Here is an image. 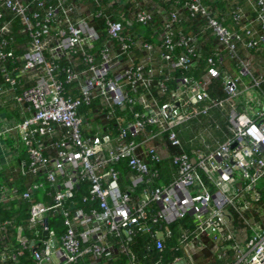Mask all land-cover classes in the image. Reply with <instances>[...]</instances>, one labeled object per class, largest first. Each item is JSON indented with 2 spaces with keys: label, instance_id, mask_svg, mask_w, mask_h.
<instances>
[{
  "label": "built area",
  "instance_id": "2783aa9c",
  "mask_svg": "<svg viewBox=\"0 0 264 264\" xmlns=\"http://www.w3.org/2000/svg\"><path fill=\"white\" fill-rule=\"evenodd\" d=\"M246 1L255 14L235 10L229 27L202 0H0V97L30 112L12 125L26 153L21 180L0 185V204L18 201L28 216L20 226L0 221V240L16 228L23 249L6 246L2 263L29 250L35 264H100L119 254V264H137L130 249L137 235L160 247L163 227L191 217L195 229L182 235L184 256L172 264L184 263L185 245L210 235L232 244V264H264V227L242 245L230 229L231 212L248 210L264 189V76L241 54L264 45V0ZM155 15L161 27L145 32ZM15 18L26 36L20 56L10 36ZM186 18L199 34L185 32ZM208 32L216 45L208 70L199 79L185 75L203 59ZM254 89L261 105L253 113L247 92ZM212 111L225 115V130L215 124L225 141L211 146L200 133L190 147L206 149L189 150L183 126ZM157 142L174 153L164 156ZM166 159L176 170L168 182L158 169ZM78 189L87 190L85 207H72ZM52 215H61L63 234L49 227Z\"/></svg>",
  "mask_w": 264,
  "mask_h": 264
},
{
  "label": "trees",
  "instance_id": "16d2710c",
  "mask_svg": "<svg viewBox=\"0 0 264 264\" xmlns=\"http://www.w3.org/2000/svg\"><path fill=\"white\" fill-rule=\"evenodd\" d=\"M173 2V0H169ZM184 1V0H183ZM204 5L209 8V10L212 12L213 16L217 18L220 22H222L225 26L233 27L232 24V13L235 10H241L244 12L248 17H251L255 14V10L253 7L246 1V0H202ZM169 2L164 7L169 8L172 6V3ZM12 15L8 13V19L10 20V17ZM186 14L184 13V17ZM187 19V18H186ZM163 21L162 18L159 15H155V23L145 29V32L149 33L151 28L159 29L162 25ZM11 27H12V34L10 35L12 40V46L15 48V52L17 56H20L24 50H22L19 46L23 45L26 41V36L21 33V25L19 22V19L15 18L11 21ZM181 27L184 28L185 32L188 34H199L198 28L195 26L194 22H191L190 19H187V21L183 24H181ZM239 26H237V29ZM205 35V34H204ZM203 35V37H204ZM202 43L200 45L202 46V52H203V59L198 62L197 67L195 70H190L187 72H184L185 75L193 76L196 79H199L209 68V65L206 63L205 59L215 51V40L210 35V32L202 39ZM264 51V45L260 44L257 49L255 50H245L241 49L242 56L251 63L250 59L248 57L250 54H254L255 61L259 63V60L263 58L261 54ZM262 52V53H261ZM249 55V56H247ZM261 69H257L256 74L264 73V62L260 64ZM259 72V73H258ZM176 76L180 77L182 75L181 71L176 72ZM0 84H6L5 82L0 81ZM176 83L172 82L170 84L171 86V95L173 91L175 90ZM220 85L218 82L212 87L213 92H215L216 86ZM218 92L221 89L217 87ZM216 93V92H215ZM167 97H171L168 95ZM166 97V98H167ZM167 99H162V102H166ZM139 107H137L138 109ZM126 113H130V109L128 108ZM217 118V116H215ZM217 120V119H215ZM227 123V122H226ZM198 131V130H197ZM186 138H184L185 140ZM189 153H192L191 151H188ZM164 165V166H163ZM164 168V169H163ZM158 169L161 172L160 181L168 182L172 175L176 173V170L174 167L171 166V161L166 159L163 162H161L158 165ZM165 172V173H164ZM164 174V176H163ZM15 181H20L21 178L16 177L14 179ZM81 188V187H80ZM87 193V190H81L78 189L76 191L75 197L73 199V206L72 207H85V204L83 203V198L85 194ZM264 193V189L262 191ZM263 201H264V194H263ZM71 202V201H70ZM260 208V207H258ZM257 208V209H258ZM27 208L26 206L20 205L18 201H10L6 203L0 204V221L3 222L7 219L13 220V224L16 226L21 225V221L23 223H26L27 221V214H26ZM255 215L256 213L253 212ZM261 214L264 215V205L261 210ZM257 215V214H256ZM249 216V215H248ZM260 216H255L254 220H257L256 223L260 222ZM235 223V222H234ZM257 223V224H258ZM25 226H28L25 224ZM235 226V224H234ZM49 227L51 229H54L58 235H61L65 231V227L63 224V219L61 218V215H52V217L49 218ZM195 229V224L193 222V219L191 217H187L186 219L179 220L175 222L174 224H171L169 226L163 227V241L161 243V246H157L151 237L147 234H139L137 235L133 241L130 243V249L134 253V255L137 258V264H157L158 262H162L164 264H172L177 258H182L184 256L183 251L180 249L179 246V240L181 239L182 235L184 233H190ZM16 228L9 227L7 231V237L8 242L4 244L0 240V255L3 250H5V247L8 246L10 248H14L17 252H21L23 249L20 247L17 242V236L15 234ZM27 233L30 232L29 228H26L25 230ZM2 236V233H0V237ZM211 251H206V254L209 255ZM119 259H122V255H118ZM117 257V258H118ZM208 259V257H206ZM234 261L233 257V250L229 249L226 251V255H222L221 257L215 258L213 262L205 263L199 262V264H232ZM0 264H35V262L31 259L30 251H25L17 262L7 261L6 263H2L0 259Z\"/></svg>",
  "mask_w": 264,
  "mask_h": 264
},
{
  "label": "crops",
  "instance_id": "0c3cea01",
  "mask_svg": "<svg viewBox=\"0 0 264 264\" xmlns=\"http://www.w3.org/2000/svg\"><path fill=\"white\" fill-rule=\"evenodd\" d=\"M247 56H249V55H247ZM261 56H263V58L259 60L260 64H262L264 62V51L261 54ZM248 59H250V61H251V63L250 62L249 63L251 65V69H252V72L254 73V75L255 76H261V75L264 76V73L258 72L259 74H256L257 70H256L255 66H256L257 62L255 61L254 54L251 53L250 56L248 57ZM260 64H259V66H260ZM224 68L229 73L234 72L233 64L229 60H226ZM29 79H30L29 77H24V83H27V85L30 84ZM216 83L214 82L213 86ZM220 85L217 84L216 87H218ZM219 93H220V91H219ZM220 95L223 97L224 93L221 91ZM247 95L252 100V103H251L252 107L250 106L251 108L249 110L254 113V112H256V110H258L260 108L261 100L258 97L255 90L248 91ZM235 101L239 104V108L241 110L246 111V109L242 105V96H239L238 98H236ZM22 111L27 113V114H24ZM224 113H226V112L224 111ZM29 114H30V112L27 111L26 106L22 105V104H17L16 102H14L11 99V96L9 94L3 95L0 97V185L2 183H5V181H7L6 183H9L10 180H14L16 178V176L18 177L19 164L21 161H24V158L26 157V153L24 152V147L21 146V144L19 143V133L12 129V125L14 122H19L21 120L22 116H24V115L29 116ZM215 116H217V118H215ZM209 118L215 124L219 122L220 125L222 126V128L224 130L226 129L227 124H226L225 115H221L217 111H212L211 114L209 115ZM215 119H217V120H215ZM198 126L199 127L201 126V120H199ZM196 130H197V128L195 129V132H196ZM197 133L199 135L201 133V131H197ZM224 136H225V134H224ZM190 139L184 140L186 147L188 146V149L189 148L192 149L193 147H195V144H196V143H194V145L192 147H190V145H191L189 143ZM203 139H204V137H203ZM10 141L13 142L14 146H12ZM217 143H221V142L216 139L215 141H212V143H210V145L213 146ZM155 144L158 145V147L161 146L164 156H167L170 153L171 154L174 153V151L171 150L169 147L161 145L162 142H157ZM202 146H203V144H202ZM195 148H200V147H195ZM167 150H169V152ZM163 176H164V174H163ZM118 259H119V257L112 262H106V263L103 262L100 264H119V262H121L122 259H120V260H118Z\"/></svg>",
  "mask_w": 264,
  "mask_h": 264
},
{
  "label": "rangeland",
  "instance_id": "374dc122",
  "mask_svg": "<svg viewBox=\"0 0 264 264\" xmlns=\"http://www.w3.org/2000/svg\"><path fill=\"white\" fill-rule=\"evenodd\" d=\"M255 68L256 70L261 69L258 63L256 64ZM262 86L264 87V84ZM254 90L257 92V89ZM199 120H201L200 127L198 126ZM196 128L198 131H201V133L204 136L205 142L209 145L210 143H212V141H215L216 139L219 140L220 142H224L226 139V137L223 135V131L220 129H216L215 123L211 121L209 116L201 117L199 119H195L186 123L181 131L182 138H186V139L194 138L195 135L198 134L197 130L195 132ZM10 142L12 146H14L13 142L12 141ZM195 147H200V148L202 147L201 149H206L205 146L204 145L202 146L201 143H196ZM262 187L263 184L262 183L259 184V188ZM263 194L264 193L262 192L261 193L255 192L254 195L251 196L252 200L249 202L250 208L248 210L241 211L239 209V212L236 211L231 212L232 224L230 226V229L234 232L236 240L238 242L237 244L239 245L245 243V241L250 237L253 228L256 229V227L258 228L260 226L264 227V215L261 214V210L264 205V201L262 199ZM240 207H243V205H240L239 208ZM253 212H255L257 215L256 214L253 215L254 214ZM255 216H260L259 217L260 222L259 223L257 222L258 224L256 223L257 220H254ZM199 244L200 245H198L197 243H195L194 245L187 244L184 246V249L186 248L189 250L187 255H189L190 257L188 258L186 257L187 255H185L184 259H182L184 260V263L182 264H199V262H203V261H205V263L213 262L215 258L221 257L223 252L224 255H226V251L232 249L231 247L232 244L223 243L222 240L219 239V236H215V235L204 237L201 243ZM206 251H211V253L207 255ZM206 257H208V259ZM233 257L235 259L234 251H233Z\"/></svg>",
  "mask_w": 264,
  "mask_h": 264
},
{
  "label": "water",
  "instance_id": "95a60500",
  "mask_svg": "<svg viewBox=\"0 0 264 264\" xmlns=\"http://www.w3.org/2000/svg\"><path fill=\"white\" fill-rule=\"evenodd\" d=\"M46 234V233H45Z\"/></svg>",
  "mask_w": 264,
  "mask_h": 264
}]
</instances>
